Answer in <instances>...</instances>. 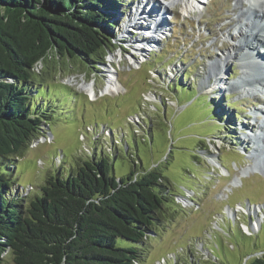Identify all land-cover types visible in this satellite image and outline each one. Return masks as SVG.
I'll return each instance as SVG.
<instances>
[{"label":"rangeland","instance_id":"374dc122","mask_svg":"<svg viewBox=\"0 0 264 264\" xmlns=\"http://www.w3.org/2000/svg\"><path fill=\"white\" fill-rule=\"evenodd\" d=\"M128 1L115 17L120 48L106 64L55 60L57 73L47 80L55 114L45 137L15 162L18 190L35 195L56 170L69 172L95 153L110 159L118 178L158 168L175 204L164 205L163 227L148 240L142 264H246L264 254V144L252 151L258 160L234 147L231 138L241 148L256 145L243 143L232 129L233 111L247 115L262 95L242 98L237 96L242 91L224 95L220 88L228 75L234 81L244 77L236 56L242 53L233 46L241 40L235 28L247 22L243 9L249 3L208 0L186 13L182 3L169 5L170 0ZM136 12L140 34L128 31L135 29L128 26ZM164 17L168 22L173 17L175 25ZM161 18L167 27L145 47L142 37L150 32L145 27ZM229 52L234 57L226 67L234 64L221 78L224 84L215 87L221 74L209 75V66ZM115 80L121 89L108 92ZM228 118L230 127L221 123ZM2 264H14L12 256L4 255Z\"/></svg>","mask_w":264,"mask_h":264},{"label":"trees","instance_id":"16d2710c","mask_svg":"<svg viewBox=\"0 0 264 264\" xmlns=\"http://www.w3.org/2000/svg\"><path fill=\"white\" fill-rule=\"evenodd\" d=\"M124 1L0 0V264L6 254L14 264H142L164 205L175 204L158 168L118 178L96 153L56 170L35 195L14 177L55 114L47 82L55 60L106 64L120 47ZM246 264H264V254Z\"/></svg>","mask_w":264,"mask_h":264},{"label":"bare ground","instance_id":"6f19581e","mask_svg":"<svg viewBox=\"0 0 264 264\" xmlns=\"http://www.w3.org/2000/svg\"><path fill=\"white\" fill-rule=\"evenodd\" d=\"M152 2H155V1H158V2H161L160 0H151ZM242 1H247L250 6L249 8L243 12V15L245 16H248L250 17V19L254 22L252 27L250 28L249 32H250V35L251 36H248V37H252L255 40H257L256 42L258 44H261V48H264V38H263V35H264V0H259L256 4H254V2H256L255 0H240L239 1V4L242 2ZM176 2H179V3H182L184 5V11L186 13H188L189 11H193V10H197L198 6L201 4L200 0H170V1H167V3L169 5H172L173 3H176ZM163 3V2H162ZM165 6H166V9L168 10V5H166L165 3H163ZM263 8V9H261ZM153 9H156V6H154ZM166 13V12H165ZM126 17V16H125ZM159 17V16H158ZM165 18V17H164ZM133 20V21H132ZM132 20L130 21L129 20V26L130 28H135V29H129L128 31L132 32L134 31L133 33H137L140 34V28L138 25V20H139V16L137 15V12L135 14L134 17H132ZM156 20V19H155ZM155 25H151L149 26V28L145 27L146 29H149L148 31H150L152 34H149L148 35H145L142 37L143 38V42L145 44V47L148 45V44H151V43H155L156 42V37L154 34H157V33H160L162 32L161 30H164L162 29V21L161 19H158L155 21ZM150 23V22H149ZM153 23V22H152ZM138 28H137V27ZM247 26V25H246ZM245 26V27H246ZM160 27V29H159ZM137 28V29H136ZM157 28V30H155ZM142 29V28H141ZM143 31V30H142ZM147 31V30H146ZM132 33V34H133ZM143 33V32H142ZM142 35V34H141ZM153 35V36H152ZM151 38L152 41L150 42H146L147 39ZM240 38L241 40L239 41L241 44H242V49L241 51H246L247 54H245L244 58H242V61L246 62L245 64V70L246 72H244V77H241V79L239 80L241 83H243L244 85H241L240 87H235L237 88V90H245L244 86L246 85H251V84H256V83H259V84H262L263 85V78H264V67L261 66L258 67L257 64H256V57L257 55L259 56L260 54H257V52L259 53L260 51H258L256 48H251L249 43H248V40H247V37L244 36V34H241L240 35ZM141 42V41H140ZM258 44H257V48H258ZM235 48V46H233V49ZM239 47H237L238 49ZM144 48H138L137 51H142ZM240 49V48H239ZM230 53V52H229ZM230 56L228 57H222V58H218L215 62H213V64H211L210 66V69H209V75H215L216 73H220L221 74V77L220 78H217V85H215V87L218 86L219 83H222L224 84V79H221L223 77L226 76V71L224 68H222L224 66V63L227 61V60H231L232 59V53L229 54ZM261 60H263V57H260ZM223 69V70H222ZM209 79V78H208ZM221 79V80H220ZM249 80V81H247ZM239 81H232L230 82V84L228 82H226L227 84H229L230 86H237L240 82ZM114 82V81H113ZM115 82L117 83V80H115ZM231 83H234L233 85H231ZM221 86V85H220ZM85 87H88L87 91H89L91 94L95 95V90L92 86L90 85H85ZM84 87V88H85ZM244 87V88H243ZM118 88H120V85L117 83H112L110 84V87L108 88V92H111V91H117ZM222 88H227V86H222L220 89L221 91L223 90ZM86 89V88H85ZM121 89V88H120ZM119 89V90H120ZM118 90V91H119ZM249 90H247L248 92ZM96 96V95H95ZM260 101V100H259ZM263 129V128H262Z\"/></svg>","mask_w":264,"mask_h":264},{"label":"water","instance_id":"95a60500","mask_svg":"<svg viewBox=\"0 0 264 264\" xmlns=\"http://www.w3.org/2000/svg\"><path fill=\"white\" fill-rule=\"evenodd\" d=\"M120 48V47H119ZM113 53H111L110 55H112Z\"/></svg>","mask_w":264,"mask_h":264}]
</instances>
